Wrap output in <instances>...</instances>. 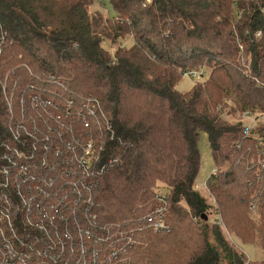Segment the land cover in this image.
<instances>
[{"label": "trees", "instance_id": "1", "mask_svg": "<svg viewBox=\"0 0 264 264\" xmlns=\"http://www.w3.org/2000/svg\"><path fill=\"white\" fill-rule=\"evenodd\" d=\"M89 3L0 0V130L6 99L54 81L58 103L97 104L94 120L113 130V166L97 190L102 221H134L159 183L180 231L183 207L198 219L197 242L142 233L131 252L136 264H165L169 253L183 264H264L246 263L234 239L201 218L210 204L194 190L204 131L217 164L206 183L222 222L239 243L260 231L264 239V200L261 225L245 222L258 183L243 162L241 125L227 120L236 111L264 113V0H111L115 15L106 18L90 16ZM126 35L128 45L119 42ZM192 67L210 72L179 92L181 71ZM262 125L254 132L264 137ZM244 226L251 233L240 236Z\"/></svg>", "mask_w": 264, "mask_h": 264}, {"label": "built area", "instance_id": "2", "mask_svg": "<svg viewBox=\"0 0 264 264\" xmlns=\"http://www.w3.org/2000/svg\"><path fill=\"white\" fill-rule=\"evenodd\" d=\"M181 74L193 81L206 76L201 68ZM59 86L50 81L31 87L19 101L3 104L0 264H127L142 233L171 231L168 196L156 193L155 206L132 222L102 221L97 190L113 166V130L94 120L97 104L64 95L70 99L58 103ZM263 118L264 113L243 111L236 119L246 141L243 162L258 183L248 204L252 213L264 200V137L254 132ZM204 190L215 206L207 183ZM213 215L220 224L219 211Z\"/></svg>", "mask_w": 264, "mask_h": 264}, {"label": "rangeland", "instance_id": "3", "mask_svg": "<svg viewBox=\"0 0 264 264\" xmlns=\"http://www.w3.org/2000/svg\"><path fill=\"white\" fill-rule=\"evenodd\" d=\"M87 12L90 16H94L97 13H101L102 16L104 18L108 16H114L115 13L113 11V7L111 4V0H90V3L87 6ZM116 17V16H115ZM132 41L131 39V35H126L124 36V39L120 40V43H124L125 45L130 44V42ZM112 45V44H111ZM105 46H107V43H105ZM117 46V44L115 45ZM115 46H110L111 50H114ZM194 68V67H192ZM196 69V68H195ZM179 72V71H178ZM206 74H209L210 69H206ZM180 81L178 82V84L176 85V89L179 92H186L188 90L191 89L194 81L189 78V77H184L182 74L180 75ZM202 81V79H201ZM254 113H261L258 111H255ZM240 116V111H236V112H232L229 114V116H227V120L230 122H234L235 119H237ZM260 125L264 124V118L263 120H260ZM264 126V125H262ZM197 148L199 151V155H200V165H199V169H198V173L195 177V185L197 186V192H199V194H201V196H203L207 202V204H210V195L205 192V184L209 178V176L217 169V164L216 162L213 160L212 155H211V150L210 147L208 145V141H207V136L205 134L204 131H200L197 137ZM165 189L163 187V185L161 183L158 184V187L154 190V194L153 196L146 202V204L142 207L141 205L138 206L139 209V213H141L142 215L147 212L148 210H150L151 208H153L155 206L154 203V195L156 193H164ZM218 208V202L215 199V206H211L208 209V211L206 212V215L208 216V219L206 220L207 222H209V224L212 225H216L215 224V216L214 214V209L216 210ZM219 209V208H218ZM217 209V210H218ZM182 212L184 213V223L181 225V231L180 228L178 227V225L175 224V220L173 217L172 213H169V207H167V213H166V221L169 224L171 231L167 234L164 233H157V234H152V233H148V234H152L149 235L152 237L151 240H154V238L156 236L159 237H163V240H168V238H173L175 236V238H181L184 240L189 241L190 239L194 240L195 242H197L199 240L198 238V231H197V227L199 225V222L197 223V220L190 212V210L188 209V207H183L182 208ZM220 212V209H219ZM245 212L248 220H245L246 224L252 223L257 227H259L260 224V217L261 214L258 213V209L255 212H250L248 211L247 207L245 208ZM221 215V212L219 213ZM140 215H137L136 217H138ZM220 218V224L218 225L224 236L228 239L229 242L233 243V239L235 241V243H237L240 248L242 249V251L244 252L245 256H246V263L249 261H258V260H262L264 259L263 257V252L262 249L259 248V246H261L264 243V239L261 238V231L259 233H256V237L254 238L253 236H249V237H243L242 236V240L245 243H239L240 241L237 240L236 238H234V235H232L228 229L227 226L223 220H221ZM205 221V220H204ZM247 226H244V228L242 229V231L240 232V236L242 234H246V233H251V232H246ZM189 250V249H188ZM137 258V257H136ZM136 258L135 255H131L130 259L128 260L127 264H136ZM135 260V261H134ZM164 261L165 264L167 263H173V264H183L184 259L180 258L178 260H174L172 258V253H169L167 258H163L162 259ZM172 260V261H171ZM225 264V263H224Z\"/></svg>", "mask_w": 264, "mask_h": 264}, {"label": "water", "instance_id": "4", "mask_svg": "<svg viewBox=\"0 0 264 264\" xmlns=\"http://www.w3.org/2000/svg\"><path fill=\"white\" fill-rule=\"evenodd\" d=\"M201 218H203V220L206 221V220L208 219V216H207L206 214H202V215H201Z\"/></svg>", "mask_w": 264, "mask_h": 264}]
</instances>
